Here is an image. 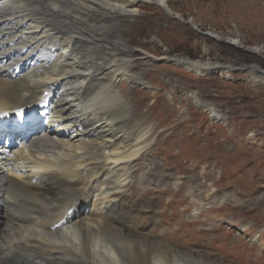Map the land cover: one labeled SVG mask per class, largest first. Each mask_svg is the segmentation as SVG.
I'll return each instance as SVG.
<instances>
[{"label": "bare ground", "instance_id": "6f19581e", "mask_svg": "<svg viewBox=\"0 0 264 264\" xmlns=\"http://www.w3.org/2000/svg\"><path fill=\"white\" fill-rule=\"evenodd\" d=\"M170 1L0 0V119L44 97L55 118L8 155L0 152V264H214L178 236L175 224L147 231L169 215H137L159 208L162 199L143 200L136 192L148 189L127 185L147 151V132L114 84L131 80L147 88V82L133 73L137 54L122 26L139 17L143 3L179 19ZM226 42L239 46L237 39ZM162 59L197 74L230 70ZM245 70L264 85L263 71ZM92 194L98 212L80 213Z\"/></svg>", "mask_w": 264, "mask_h": 264}, {"label": "rangeland", "instance_id": "374dc122", "mask_svg": "<svg viewBox=\"0 0 264 264\" xmlns=\"http://www.w3.org/2000/svg\"><path fill=\"white\" fill-rule=\"evenodd\" d=\"M143 5L122 35L137 54L133 73L147 88L131 80L114 84L147 132V151L128 188L141 183L148 189L136 192L143 200L162 199L159 208L137 215L166 212L169 220L146 230L175 224L178 236L214 264H264V85L245 70L264 72V0H171L179 19ZM175 57L230 70L197 74L162 59ZM170 200L174 209L165 206ZM97 203L92 194L79 212H98Z\"/></svg>", "mask_w": 264, "mask_h": 264}]
</instances>
